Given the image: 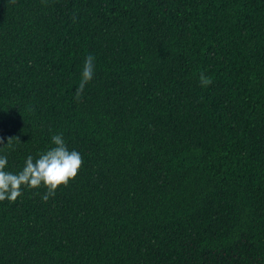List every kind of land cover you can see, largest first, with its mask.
I'll list each match as a JSON object with an SVG mask.
<instances>
[{
	"label": "trees",
	"instance_id": "trees-1",
	"mask_svg": "<svg viewBox=\"0 0 264 264\" xmlns=\"http://www.w3.org/2000/svg\"><path fill=\"white\" fill-rule=\"evenodd\" d=\"M58 133L82 167L0 201V264H264V0H0L9 170Z\"/></svg>",
	"mask_w": 264,
	"mask_h": 264
},
{
	"label": "clouds",
	"instance_id": "clouds-1",
	"mask_svg": "<svg viewBox=\"0 0 264 264\" xmlns=\"http://www.w3.org/2000/svg\"><path fill=\"white\" fill-rule=\"evenodd\" d=\"M92 60L93 57L89 56L86 64H90ZM199 76L202 86L211 83V78L204 72ZM6 144H11V137ZM51 144L52 147L35 157L29 154L19 171L9 170L8 155L0 152V201L15 202L22 196L24 188L37 189L43 186L47 191L41 199L47 202L56 195L61 185L67 186L76 178L83 164L82 154L68 147L62 133L53 135ZM0 145H5L3 138H0Z\"/></svg>",
	"mask_w": 264,
	"mask_h": 264
}]
</instances>
